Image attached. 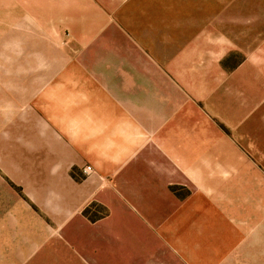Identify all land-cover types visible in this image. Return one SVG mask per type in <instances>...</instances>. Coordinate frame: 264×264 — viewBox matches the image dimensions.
Here are the masks:
<instances>
[{
    "label": "crops",
    "instance_id": "0c3cea01",
    "mask_svg": "<svg viewBox=\"0 0 264 264\" xmlns=\"http://www.w3.org/2000/svg\"><path fill=\"white\" fill-rule=\"evenodd\" d=\"M14 8L1 246L37 264L263 263L264 0Z\"/></svg>",
    "mask_w": 264,
    "mask_h": 264
},
{
    "label": "rangeland",
    "instance_id": "374dc122",
    "mask_svg": "<svg viewBox=\"0 0 264 264\" xmlns=\"http://www.w3.org/2000/svg\"><path fill=\"white\" fill-rule=\"evenodd\" d=\"M18 1L21 0H0V17L1 16H8L10 14V12H13L15 10L14 6L15 3H17ZM6 11V12H5ZM1 26V25H0ZM23 27V28H22ZM30 27L31 25L29 23H22L21 28H20V32L22 31H29L30 32ZM21 39H19V43H21ZM11 45L13 46L11 49H9V47L7 46V48H5L6 46L3 45V52L0 50V66H3V69H5L6 66H8L9 64H13L15 62V46H14V41L13 43H11ZM19 59H20V63H23L22 61V56H21V48H19ZM28 54H30V51L28 52ZM27 59L25 60L26 63H31V62H35V63H41L43 62L42 59H40L37 55H35V57H30V56H26ZM34 58V61H33ZM235 58V60H234ZM240 57H232V60L230 61V63H234L237 60H239ZM8 74V72H7ZM14 75V73H12ZM4 72H3V78L4 77ZM4 99V98H2ZM15 109V105L14 104H0V125L2 123L5 122V119L3 118L4 116H9L13 113ZM87 175V174H86ZM93 209H95L98 213L101 214H105V209L100 207V206H95L93 207ZM90 213V210L88 209L87 214ZM98 217V216H97ZM93 218V217H92ZM4 242L2 239H0V264H37L36 263H31V262H25L24 263V259L25 257H22L21 255H19L18 257H16L14 255L15 253V249H9L6 248L4 246ZM22 251V250H21ZM28 251V249H27ZM37 260L39 259V255H33L32 257L29 256L27 257V260ZM258 259L255 258L254 256H242V255H236L230 259H228V261L224 264H264L263 263H255V262H246V260H255ZM19 260V261H16ZM263 260H264V256H263ZM245 261V262H244Z\"/></svg>",
    "mask_w": 264,
    "mask_h": 264
},
{
    "label": "built area",
    "instance_id": "2783aa9c",
    "mask_svg": "<svg viewBox=\"0 0 264 264\" xmlns=\"http://www.w3.org/2000/svg\"><path fill=\"white\" fill-rule=\"evenodd\" d=\"M91 171H92L91 167H86V169H85V173L86 174H89Z\"/></svg>",
    "mask_w": 264,
    "mask_h": 264
}]
</instances>
